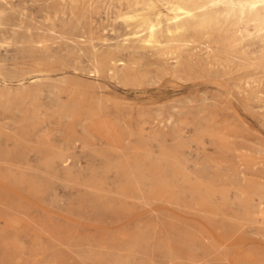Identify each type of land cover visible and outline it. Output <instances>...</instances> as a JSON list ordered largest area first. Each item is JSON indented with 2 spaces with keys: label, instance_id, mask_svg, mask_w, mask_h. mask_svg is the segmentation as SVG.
Segmentation results:
<instances>
[{
  "label": "rangeland",
  "instance_id": "374dc122",
  "mask_svg": "<svg viewBox=\"0 0 264 264\" xmlns=\"http://www.w3.org/2000/svg\"><path fill=\"white\" fill-rule=\"evenodd\" d=\"M169 15L0 0V264H264V15Z\"/></svg>",
  "mask_w": 264,
  "mask_h": 264
},
{
  "label": "bare ground",
  "instance_id": "6f19581e",
  "mask_svg": "<svg viewBox=\"0 0 264 264\" xmlns=\"http://www.w3.org/2000/svg\"><path fill=\"white\" fill-rule=\"evenodd\" d=\"M166 2L171 15L164 19L160 16L142 19L146 31L143 40L147 43L159 44L163 38L166 41L187 40L191 32L202 31L230 17L261 26L264 15V0H166Z\"/></svg>",
  "mask_w": 264,
  "mask_h": 264
}]
</instances>
